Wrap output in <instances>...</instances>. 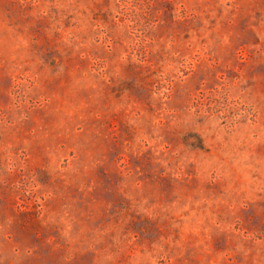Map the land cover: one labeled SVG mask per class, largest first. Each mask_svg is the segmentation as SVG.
Segmentation results:
<instances>
[{"label":"rangeland","instance_id":"374dc122","mask_svg":"<svg viewBox=\"0 0 264 264\" xmlns=\"http://www.w3.org/2000/svg\"><path fill=\"white\" fill-rule=\"evenodd\" d=\"M0 264H264V0H0Z\"/></svg>","mask_w":264,"mask_h":264}]
</instances>
